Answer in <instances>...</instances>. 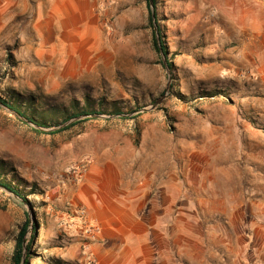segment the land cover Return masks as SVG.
Here are the masks:
<instances>
[{
    "label": "rangeland",
    "instance_id": "rangeland-1",
    "mask_svg": "<svg viewBox=\"0 0 264 264\" xmlns=\"http://www.w3.org/2000/svg\"><path fill=\"white\" fill-rule=\"evenodd\" d=\"M135 6L136 31H116L114 66L89 73L79 54L64 64L42 36L22 34L36 1L0 0V97L38 120L87 96L134 114L51 135L0 108L1 172L29 201L24 210L0 189V264H13L27 220L31 264H96L76 213L87 188L129 200L168 190L160 199L169 220L183 207L186 243L205 231L190 221L230 220L234 236L257 239L250 264H264V0H157L170 75L147 0ZM160 199L145 210H161Z\"/></svg>",
    "mask_w": 264,
    "mask_h": 264
},
{
    "label": "crops",
    "instance_id": "crops-1",
    "mask_svg": "<svg viewBox=\"0 0 264 264\" xmlns=\"http://www.w3.org/2000/svg\"><path fill=\"white\" fill-rule=\"evenodd\" d=\"M34 1L38 3L37 12L22 34L42 36L49 58L64 64L79 54L81 65L89 73L114 66L116 31H136L137 0ZM125 190L113 192L114 196H129ZM103 192L87 188L79 201L97 229L90 244L96 264H195L188 258L189 253H193L191 257L204 255L197 264H250L256 253L257 239L250 241L247 231L234 236L230 220L190 221L205 231L186 243L183 207L171 210L170 216L175 214V219L169 220L166 200L160 199L169 195L168 190L143 193L134 200L107 198L112 194ZM156 198L163 208L146 211V203Z\"/></svg>",
    "mask_w": 264,
    "mask_h": 264
},
{
    "label": "trees",
    "instance_id": "trees-1",
    "mask_svg": "<svg viewBox=\"0 0 264 264\" xmlns=\"http://www.w3.org/2000/svg\"><path fill=\"white\" fill-rule=\"evenodd\" d=\"M147 4H148V9H149V22H150L151 28L153 29V44H154L155 50L159 54L160 49L158 47V40H157L155 29H154L151 6H150L149 0H147ZM154 4H155V9H156L157 8V0H154ZM156 16H157V22L159 25V31H160V37H161L163 50H164L166 55H169V52L166 48V43H165L166 37H165V34L163 33L161 25L159 24L157 13H156ZM169 66L172 69L173 65L171 62H169ZM0 102L3 103L4 105L10 107L11 109L17 111L23 117H26L30 121L38 124L39 126H41L43 128H48V129H55V128L61 127V126L65 125L66 123L70 122L71 120H74V119H77L80 117H88V116H93V115H104V116H110V117L113 116L115 118H119V119H123V120H128L122 116L123 115H129V113L122 111L120 109V107L118 106V104H116V103H113V109L111 111H107L104 108V102L102 100L99 101L98 103H96L93 99H91L89 96H87L85 98L84 104L81 103L80 101L74 100L72 102L71 108L63 109L62 111L54 110V109L49 110V112L53 113V116L55 115L54 116L55 119L59 115L62 118L61 121H57V123H55L53 126L50 127V124H48L45 121L47 120V118H53V116L50 117V115H48L47 113H44L41 115V120H38L36 113H32V114L26 113V112L22 111L20 109V107L14 106L13 104L9 103L7 100L3 99L2 97H0ZM134 119H136V117L132 118L131 120H134ZM94 120H98V119H94V118L84 119V120L78 121V122H76V123H74V124H72L66 128L54 131L50 134L51 135L61 134V133L70 131L73 128L80 126L84 123L94 121ZM33 130L37 133H42V131H39L36 129H33ZM0 185L4 186L8 190H10L14 194H16L20 200L10 196L11 200L15 204H17L18 206H20L21 208L26 210V204L25 203H29L28 198L23 194V192L18 187H15L11 182H9L6 178L3 177L2 172H1V167H0ZM35 231H37V229ZM29 232H30V220H27L25 225L23 226V228L21 229V231L18 235V239H17V243H16V247H15V254L13 257V264H22L23 255H24V251H25V245L27 248V258H26L25 264H31V260H32L31 249H32L33 244H34V239H35L34 235L35 234L29 240H27L26 237H27V234Z\"/></svg>",
    "mask_w": 264,
    "mask_h": 264
},
{
    "label": "water",
    "instance_id": "water-1",
    "mask_svg": "<svg viewBox=\"0 0 264 264\" xmlns=\"http://www.w3.org/2000/svg\"><path fill=\"white\" fill-rule=\"evenodd\" d=\"M150 2V6H151V12H152V19H153V24H154V29H155V33H156V37L158 40V47L160 49V54L162 56L163 59V64L166 67L169 75L171 74V68L169 66V62H168V58L167 55L165 54L164 50H163V46H162V42H161V37H160V31H159V25L157 22V16H156V9H155V4H154V0H149ZM171 87V78H170V83H169V88ZM166 98V95H164L162 97V99H159L156 103H154L152 105V109H156L161 103L162 101ZM0 108L8 111L9 113L13 114L14 116H16L17 118H19L20 120H22L23 122H25L26 124H28L29 126H31L33 129L42 131V132H46V133H52L54 131L66 128L78 121L84 120V119H88V118H94V119H113L115 117H110V116H104V115H93V116H88V117H80L74 120H71L70 122L66 123L65 125L55 128V129H48V128H43L41 126H39L38 124L30 121L29 119H27L26 117H23L20 113H18L17 111L11 109L10 107L4 105L3 103L0 102ZM146 111V109H142L140 111H137L135 114L137 113H141ZM134 114H129V115H123L122 117L125 118H131ZM0 189L7 192L9 195H12L14 197H18L16 194H14L12 191L8 190L7 188H5L4 186L0 185ZM26 258H27V248L25 245V251H24V255H23V261L22 264H25L26 262Z\"/></svg>",
    "mask_w": 264,
    "mask_h": 264
},
{
    "label": "built area",
    "instance_id": "built-area-1",
    "mask_svg": "<svg viewBox=\"0 0 264 264\" xmlns=\"http://www.w3.org/2000/svg\"><path fill=\"white\" fill-rule=\"evenodd\" d=\"M76 213H77V216L80 219V223H81L83 229L85 230V232L87 233V235H89L90 237H94L97 229L91 225V223L87 217L86 211L83 209H79L76 211Z\"/></svg>",
    "mask_w": 264,
    "mask_h": 264
}]
</instances>
